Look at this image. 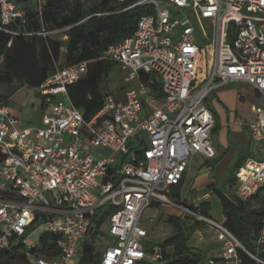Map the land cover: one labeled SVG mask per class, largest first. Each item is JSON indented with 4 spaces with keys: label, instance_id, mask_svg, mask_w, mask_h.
Listing matches in <instances>:
<instances>
[{
    "label": "built area",
    "instance_id": "obj_1",
    "mask_svg": "<svg viewBox=\"0 0 264 264\" xmlns=\"http://www.w3.org/2000/svg\"><path fill=\"white\" fill-rule=\"evenodd\" d=\"M29 1L40 12L46 2L0 0V29L32 34L22 31ZM119 1H129L124 9L149 8L134 33L102 54L118 62L136 86L122 96L107 94L88 117L68 93V86L88 70L82 61L58 67L41 84L49 109L41 124H23L9 104L0 102V250L25 251L23 264H78L96 210L109 205L104 226L113 242L102 249L97 264H158L163 247L149 243L141 224L146 209L158 201L177 205L217 229L220 251L206 264H241L239 249L264 264L223 222L175 202L168 193L185 179L194 155H216L215 115L207 103L213 91L245 81L264 100V0ZM205 20L213 26L211 37ZM203 53L212 66L200 78ZM251 111L252 135L264 141V101L253 103ZM138 135V148L129 149ZM237 173L236 194L262 201L260 251L264 158H246ZM210 196L208 190L200 193L195 205ZM36 227L57 236L58 255L32 250L41 246L40 239H30Z\"/></svg>",
    "mask_w": 264,
    "mask_h": 264
},
{
    "label": "trees",
    "instance_id": "obj_2",
    "mask_svg": "<svg viewBox=\"0 0 264 264\" xmlns=\"http://www.w3.org/2000/svg\"><path fill=\"white\" fill-rule=\"evenodd\" d=\"M128 4L129 1L119 0H98L93 5H86L83 0H46L40 12L34 9L29 1L26 4L27 15L22 31L33 32L32 34L12 35L0 29V84L28 85L35 88L43 109L46 102L39 89L41 84L58 67L87 61V72L77 82L68 86V93L73 102L84 110L86 116H92L101 108L105 96L110 93L105 92L108 78L115 67H120L118 62L102 57L104 49L134 33L138 18L149 10L147 6L124 9ZM56 29L59 31L53 32ZM234 29L235 25L231 24L230 36L233 35ZM44 31L47 33H43ZM62 57L64 59L61 62ZM120 90H114L112 93L118 95ZM218 128L215 116L213 135ZM139 139V135L131 139L128 148H138ZM3 157L0 149V161ZM215 164L216 160L210 163L211 167ZM236 183L235 175L230 178L228 176L229 185L224 182L220 186L216 181L210 184V188L221 201L224 215L222 222L247 248L264 259V248L258 251L256 245L263 225V208L252 205L250 201L253 198L239 197L234 188ZM184 184L185 179L171 186L168 193L172 200L209 216L207 214L211 209V201L206 200L199 206L190 204L187 197L183 198ZM164 204L175 211L167 214L165 218L171 231L159 243L163 247L164 256L158 264H205L208 252L191 244V237L204 222L177 205ZM152 206H161V203L153 201ZM110 212L109 205L96 210L82 244L83 253L78 264L98 263L100 251L89 239H96L100 231H103L102 227ZM40 243L39 248L34 247L32 250L53 257L58 255L56 235L44 232L40 235ZM239 252L241 264H261L244 250L239 249ZM27 261L28 257L23 250H0V264H23Z\"/></svg>",
    "mask_w": 264,
    "mask_h": 264
},
{
    "label": "rangeland",
    "instance_id": "obj_3",
    "mask_svg": "<svg viewBox=\"0 0 264 264\" xmlns=\"http://www.w3.org/2000/svg\"><path fill=\"white\" fill-rule=\"evenodd\" d=\"M86 5H93L98 0H83ZM206 30L209 33V37L212 36L213 26H209L207 21L205 20ZM63 57L61 58V62L63 61ZM199 67H203L200 78H203L206 74L207 66H212V63L207 62V56L205 53L199 56L198 58ZM2 67V60L0 59V68ZM136 82H132L127 80L125 73L120 69V67H115L112 75L108 78L105 86V92L112 93L114 90L121 89L118 95H124L125 92L136 86ZM245 87H250L246 82H233L231 88L234 93H238L235 102L232 105L227 104L223 105L217 100H215L216 92L213 91L209 98L208 104L212 112L215 114L216 119L218 121L219 128L214 133V140L220 144L221 148H223V143L220 140V136L225 129V122L234 117L240 116L243 121L242 129L247 135L248 139H250V131L246 123L253 120V114L250 110L251 105L253 103L262 104L263 99L257 97L256 92L250 91L245 93L244 99H240V91H242ZM215 93V94H214ZM263 100V101H262ZM216 101V102H215ZM0 102H6L14 109V114L19 116L24 124H41L42 119L40 121V116L42 115L41 108V98L38 96L35 88L24 85L20 86L18 84L15 85H5L0 84ZM220 105L222 110L217 105ZM49 109H46L48 111ZM49 112V111H48ZM252 156L256 158H261L264 156V141H256L252 140ZM246 151L242 153V156L245 155ZM241 158V157H239ZM209 160L202 154H196L192 157L191 163L189 166V174L186 176L185 184L183 187V198L187 197V202L190 204H195L197 197L200 193L204 191H210L211 196L209 200L211 201V209L207 215L211 216L218 221L224 220V215L222 212L221 201L217 194L213 192L210 188V184L214 181H210L213 179L212 172L209 170L201 171V168L204 166V163ZM240 160V159H238ZM230 171L228 173L229 178L237 176V167L236 163L232 164L229 167ZM226 182L228 184V178L222 177L217 180V183L222 186L223 183ZM191 186V188H190ZM200 187V189H198ZM251 204L254 206H262V201L260 199H252ZM161 206H149L145 211V217L142 221V226L145 227L148 234V241L151 245L159 244L165 237L170 233L171 227L169 223L165 220L167 214L175 211L170 206L160 202ZM43 227H36L35 230L31 233L30 239L37 243L40 239V235L43 232ZM90 242L94 243L97 249L100 251V256L102 254V249L113 242V237L108 234L107 228L104 226L103 231H100L99 235L96 239H89ZM218 231L215 227L211 226L209 223L204 222L202 225L195 231L193 236L191 237V244L199 246L203 250L209 251L211 254H216L219 244ZM68 264H75L73 261H69Z\"/></svg>",
    "mask_w": 264,
    "mask_h": 264
},
{
    "label": "crops",
    "instance_id": "obj_4",
    "mask_svg": "<svg viewBox=\"0 0 264 264\" xmlns=\"http://www.w3.org/2000/svg\"><path fill=\"white\" fill-rule=\"evenodd\" d=\"M236 82H245V81H236ZM246 83H248V82H246ZM248 84L250 87H245L242 91H240V95H239L240 99H244L245 93L250 91V88H252L253 92H256L254 87L250 83H248ZM231 85H232V83L224 85V86L218 88L217 90H215V92H216L215 100H217V102L219 100V102L221 104L226 105V106H228L227 104L232 105V103L235 102V99L238 96L237 95L238 93L237 94L234 93L233 89L231 88ZM256 94H257V97H260L259 93L256 92ZM260 99H262V98L260 97ZM207 103H208V99H207ZM218 107L222 110V108L219 104L217 105V108ZM11 108H12V111L14 113L13 107H11ZM46 109H47L46 106L43 109H41L43 112H42V115L40 116V121H41L44 113H46ZM250 110H251V108H250ZM241 119L242 118L240 116H234L225 122L226 123L225 129L220 136V140L224 146L223 148H221L220 144L214 140V136L212 137L213 138V144H214V147L216 150V155L212 158H209V160H207L204 163V166L201 168V171L209 170L210 173L212 172L213 179H210V181L211 180L216 181V183H217V180L221 179L222 177L228 178V173L230 171L229 167L232 164L236 163V167L239 164V167L237 168V172H238L240 167L243 165L246 158L254 157V156H252L253 150H252V143L251 142H252V140H256V139H254V137L252 135L251 129L249 127V122L246 123V125L248 126V129L250 131V139H248L247 135L245 134V132L242 129ZM258 142H260V141H258ZM262 146H264V145L262 144ZM244 151H246V153H245V155L242 156V153ZM239 157H241V158H239ZM206 158H208V157H206ZM254 158H256V157H254ZM263 158H264V156H262L261 158H257V159H263ZM238 159H240V160H238ZM215 160H216L215 166L211 167L210 163L214 162ZM189 166H190V164H189ZM188 174H189V167L187 169L185 179H186V176ZM237 182H238V177H237ZM235 187H236V185L234 186V188ZM198 189H200V187H198ZM253 199H257V198H253ZM218 242H219V244H218V249H219L220 248V241H218ZM219 251H220V249H219ZM219 251L216 254H211L209 251H207L208 257L205 261V264L212 257H216L218 255Z\"/></svg>",
    "mask_w": 264,
    "mask_h": 264
}]
</instances>
